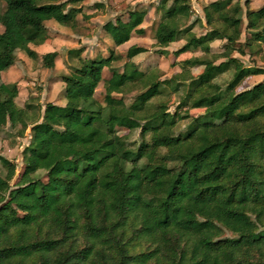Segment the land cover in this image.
Masks as SVG:
<instances>
[{"label":"trees","instance_id":"obj_1","mask_svg":"<svg viewBox=\"0 0 264 264\" xmlns=\"http://www.w3.org/2000/svg\"><path fill=\"white\" fill-rule=\"evenodd\" d=\"M2 1L0 70L13 62L16 47L35 54L29 44L46 39L44 20L74 28L92 15L81 0ZM248 3L205 2L200 33L186 23L188 0L156 5V52L167 53L164 47L179 38L173 56L199 51L167 77L160 78L158 67H137L132 57L145 47L135 43L118 69L112 48L93 57L77 51V64L60 75L63 102L45 101L29 128L13 186L14 162L0 154V264H264V80L236 89L264 67L233 55L264 44V0L253 8ZM142 19L131 9L101 29L119 45L132 32L143 34ZM213 40H222L219 50H212ZM39 56L53 67L55 50ZM193 66L201 68L192 74ZM225 72L222 85L216 78ZM101 80L121 95L105 91L96 99ZM160 84L182 87L172 111L148 105ZM131 90L126 102L122 94ZM17 93L15 81L0 82V127H24ZM189 108L202 111L190 115ZM184 117L186 128L173 132ZM118 128L138 129V141L129 143ZM38 169L44 181L34 176Z\"/></svg>","mask_w":264,"mask_h":264},{"label":"rangeland","instance_id":"obj_2","mask_svg":"<svg viewBox=\"0 0 264 264\" xmlns=\"http://www.w3.org/2000/svg\"><path fill=\"white\" fill-rule=\"evenodd\" d=\"M96 0H82L81 4L85 11L93 10L92 2ZM103 3L102 8H97L93 11L92 17L87 20L79 19V24L74 28H69L59 25L54 20L44 21V30L49 37L48 43L44 47L38 48L33 44H29L31 48H36L33 55H27L21 48L16 47L12 50L13 62L8 70V75H3L0 70V82L15 81L18 87V93L15 97L16 103L23 107V121L24 127L20 128V124L16 123L14 126H9L7 123L0 127V154L14 162V171L9 179L10 186L18 180L22 169L21 150L28 142L29 128L31 124L40 118V113L45 101H52L55 103H62L61 95L63 82L60 80L62 73H67L71 67L77 64V51L79 54L88 57L97 54H106L108 49V40L100 28V24L108 18H113L116 14L122 18H126L128 11L138 10L143 13V24L145 33L136 37V41L141 43L145 49L134 55L132 59L136 62L137 67L142 70H148L152 67L160 69V78L167 77L175 71L179 70V60L190 56L192 54H199L198 50L185 51L178 54L176 57L172 55L171 50L176 48L183 42V39L170 42L166 48L167 53L160 54L156 52L154 40L151 37V29L158 19L159 12H156L155 6L162 4L167 6L170 0H99ZM209 0H188L189 9L186 18V23H192V29L195 33H200L205 30L206 26L202 21L201 6ZM242 3L243 0H238ZM263 0H249L248 6L253 8L258 6ZM4 6V2L0 0V11ZM1 29V25H0ZM247 30L244 28V21L241 25L239 40L242 41ZM212 50H219L221 48L222 40H214L211 43ZM35 50V49H34ZM45 50H55L53 67H44L41 64L40 52ZM115 58L111 65L119 68L124 60V55L119 48L113 49ZM233 55L238 57L245 65H257L264 67V44L257 51H250L245 48L244 53L233 51ZM200 66H193L190 68L192 74L200 70ZM103 75H108V69L103 68ZM229 77V73L225 72L217 76L216 80L220 84H224ZM11 78V79H8ZM7 80V81H5ZM264 80V73L252 74L246 76L243 81L236 87L241 89L250 86L252 83ZM111 92L115 96L121 94L114 91V88L106 84L103 80L95 85L94 96L99 101H102L103 92ZM134 90L122 94L124 100L128 102ZM182 92V87L177 91H171L164 84L159 85V94L152 97L148 105L155 108L157 105L162 108L172 111L175 104L179 100ZM202 111V108H189L188 113L195 115ZM188 117H184L176 121L173 132L183 131L188 124ZM118 133L126 134V140L135 144L138 141V129L127 131L124 128H118ZM164 148H158V153L162 154ZM174 151V149H171ZM0 165V174L3 172ZM34 176L44 181L46 179L45 171L38 169L34 172ZM17 214L22 218H26L27 214L22 210H17ZM221 234L228 235L230 232L224 227L220 226Z\"/></svg>","mask_w":264,"mask_h":264},{"label":"crops","instance_id":"obj_3","mask_svg":"<svg viewBox=\"0 0 264 264\" xmlns=\"http://www.w3.org/2000/svg\"><path fill=\"white\" fill-rule=\"evenodd\" d=\"M82 1V0H81ZM81 1H80V3L79 4H81ZM94 2H100L101 3V6H92L93 7V10H91V11H89V12H91V13H93V11H96L97 10V8H102V5H103V3L101 2V1H99V0H96V1H94ZM207 2V1H206ZM93 3V2H92ZM85 12H88V11H85ZM143 14V13H142ZM117 15V14H116ZM93 15H91L90 17H89V19L92 17ZM113 18H114V16H113ZM113 18H111V19H113ZM108 19H110V18H108ZM202 19V18H201ZM50 21L51 19H46V20H44V21ZM53 20V19H52ZM87 20V19H86ZM105 20H107V19H105ZM104 20V21H105ZM79 21L80 20H78V24H79ZM202 21H203V19H202ZM56 22V21H55ZM142 22H143V19H142ZM140 23V25L139 26H141L143 29H144V32H143V34L145 33V26H144V24L143 23ZM59 24V23H58ZM77 24V25H78ZM102 24V23H101ZM101 24H100V28H101ZM59 25H61V24H59ZM76 25V26H77ZM61 26H65V25H61ZM75 26V27H76ZM66 27V26H65ZM68 27V26H67ZM70 28V27H69ZM102 30V29H101ZM103 31V30H102ZM103 33H104V35H105V37L107 38V40H108V48H112V49H114V48H119V49H121V51L120 52H122L123 54H124V50H125V48L128 46V45H130V44H132V43H135V44H137V45H141V46H143L141 43H139L138 41H136L135 39H136V37H138V36H141V35H143V34H137V33H134V32H132L131 33V35H130V37H129V39L128 40H126V41H124L123 43H121V44H119V45H114L113 43H112V41H111V39L109 38V36L103 31ZM48 39H49V37L47 36L46 37V39L43 41V42H41V43H38V44H33L35 47L37 46L38 48H40L41 49V47H44V45L45 44H47L49 41H48ZM179 39H182V38H179ZM176 40H178V39H176ZM176 40H174V41H176ZM214 41V40H213ZM171 42H173V41H171ZM179 45H181V44H179ZM178 45V46H179ZM211 45V44H210ZM167 46V45H166ZM166 46L164 47L165 49H167L166 48ZM177 46V47H178ZM212 47V46H211ZM34 51H35V53H37L36 52V48H32ZM45 51H47V50H45ZM42 52H44V50L42 51ZM42 52H40V53H42ZM113 53H114V55H115V52H114V50H113ZM80 55L81 56H84V55H82L81 53H80ZM97 55H105V54H97ZM94 56H96V55H94ZM88 57H93V56H88ZM11 66V64L7 67V68H5V69H3L1 72L3 73V75L5 76V75H8V70H9V67ZM8 79H11V78H8ZM5 81H7V80H5ZM16 101V100H15Z\"/></svg>","mask_w":264,"mask_h":264}]
</instances>
